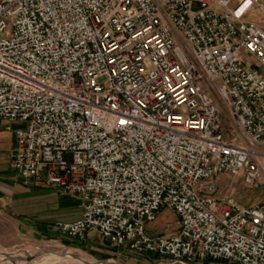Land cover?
<instances>
[{
    "label": "built area",
    "instance_id": "obj_1",
    "mask_svg": "<svg viewBox=\"0 0 264 264\" xmlns=\"http://www.w3.org/2000/svg\"><path fill=\"white\" fill-rule=\"evenodd\" d=\"M1 131L23 182L81 199L69 239L264 264V199L229 193L264 186V0H0Z\"/></svg>",
    "mask_w": 264,
    "mask_h": 264
},
{
    "label": "rangeland",
    "instance_id": "obj_2",
    "mask_svg": "<svg viewBox=\"0 0 264 264\" xmlns=\"http://www.w3.org/2000/svg\"><path fill=\"white\" fill-rule=\"evenodd\" d=\"M18 127L22 128L24 124L14 125V128ZM14 140V133L0 132V190L7 189L1 181L9 177V205L0 200V255H7V252L9 264H60L69 258L70 250H73L72 254L94 258L96 264H107L108 261L116 264H183L172 263L165 257L151 254L140 256L127 251L117 253L101 237L95 243L76 242L59 233L55 223L77 219L82 212V201L77 196L66 195L59 188L43 182H23L10 168V150ZM229 193L240 205L252 206L264 199V186L242 189L239 184H235L229 187ZM6 206H9V210ZM177 227L175 213L170 209H162L148 231L151 234H170ZM41 259L49 262L40 263ZM197 264L227 263L206 260Z\"/></svg>",
    "mask_w": 264,
    "mask_h": 264
},
{
    "label": "bare ground",
    "instance_id": "obj_3",
    "mask_svg": "<svg viewBox=\"0 0 264 264\" xmlns=\"http://www.w3.org/2000/svg\"><path fill=\"white\" fill-rule=\"evenodd\" d=\"M0 250H1V248H0ZM69 252H70L69 258L67 260H64L63 262L61 261L60 264H96V260L92 257H88V256L83 255V254H79V255L72 254L73 250H70ZM6 254L7 255H0V264H9V259H10V258H8L9 254L7 252H6ZM41 260L42 261L40 263L49 262V260H47V259H41ZM18 264H24V263L19 262ZM98 264H104V263H98ZM107 264H116V263L113 261H108Z\"/></svg>",
    "mask_w": 264,
    "mask_h": 264
},
{
    "label": "crops",
    "instance_id": "obj_4",
    "mask_svg": "<svg viewBox=\"0 0 264 264\" xmlns=\"http://www.w3.org/2000/svg\"><path fill=\"white\" fill-rule=\"evenodd\" d=\"M1 132H4V131H1ZM1 182L6 186L7 189H5V190L1 189L0 190V200H2L3 203H5V205H9V177L3 178V180ZM17 207H19V206H17ZM6 209L9 210V206H6ZM98 237H100V236L96 232H91L88 235L87 240H85V241L90 242V243H95L96 242L95 240Z\"/></svg>",
    "mask_w": 264,
    "mask_h": 264
}]
</instances>
